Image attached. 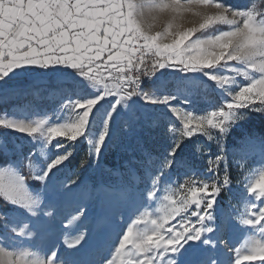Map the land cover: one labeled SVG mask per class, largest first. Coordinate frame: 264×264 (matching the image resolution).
<instances>
[{
	"label": "snow or ice",
	"instance_id": "6c2138e0",
	"mask_svg": "<svg viewBox=\"0 0 264 264\" xmlns=\"http://www.w3.org/2000/svg\"><path fill=\"white\" fill-rule=\"evenodd\" d=\"M254 261L264 5L0 0V264Z\"/></svg>",
	"mask_w": 264,
	"mask_h": 264
},
{
	"label": "rangeland",
	"instance_id": "374dc122",
	"mask_svg": "<svg viewBox=\"0 0 264 264\" xmlns=\"http://www.w3.org/2000/svg\"><path fill=\"white\" fill-rule=\"evenodd\" d=\"M228 198H229L228 194H225V202L226 203L228 201ZM232 203H235V200H233ZM251 264H259V262L258 261H254V262H251Z\"/></svg>",
	"mask_w": 264,
	"mask_h": 264
},
{
	"label": "clouds",
	"instance_id": "9594fccd",
	"mask_svg": "<svg viewBox=\"0 0 264 264\" xmlns=\"http://www.w3.org/2000/svg\"><path fill=\"white\" fill-rule=\"evenodd\" d=\"M191 19H192V18H186L185 21H184V23H189V22H191ZM164 20L166 21V20H167V17H165ZM162 22H163V21H162Z\"/></svg>",
	"mask_w": 264,
	"mask_h": 264
},
{
	"label": "trees",
	"instance_id": "16d2710c",
	"mask_svg": "<svg viewBox=\"0 0 264 264\" xmlns=\"http://www.w3.org/2000/svg\"><path fill=\"white\" fill-rule=\"evenodd\" d=\"M257 3L264 5V0H257Z\"/></svg>",
	"mask_w": 264,
	"mask_h": 264
}]
</instances>
